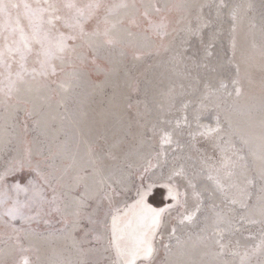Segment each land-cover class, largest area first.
Returning <instances> with one entry per match:
<instances>
[{
	"label": "rangeland",
	"instance_id": "1",
	"mask_svg": "<svg viewBox=\"0 0 264 264\" xmlns=\"http://www.w3.org/2000/svg\"><path fill=\"white\" fill-rule=\"evenodd\" d=\"M48 2L56 3L57 14L64 18L54 21L52 34L58 30L76 39L66 40L67 50L49 62L46 77L35 75L42 59L36 55L38 45L23 61L18 54L10 61L13 79L23 63L31 90L18 84L19 91L11 97L0 93V173L23 156L27 145L32 166L39 167L47 183L28 167L6 177L9 185L29 187L18 199L29 202L24 214L32 219L5 215L10 201L0 206V264H21L24 257L29 264H113L111 214L117 208L123 211L136 190L153 181L147 202L152 207L175 204L161 185L181 164L193 177L200 199L183 177L169 182L186 196L164 213L151 264H240V256L264 241V217L259 213L264 206V0H100L105 6H129L116 8L109 17L119 21L110 32L111 44L103 36H82L73 26L74 11L63 7L66 0ZM73 2L84 5L91 0ZM181 5L197 7L186 12ZM106 12L102 7L85 21L84 32L97 27L103 32ZM21 23L27 32V21ZM160 23L166 27L155 30ZM7 76L0 67L5 92ZM217 119L218 132L200 135L204 126L215 128ZM166 135L172 143L162 145ZM222 158L230 161L232 172L227 180L222 172V182L236 185L227 189V198L215 190L202 164L207 160L219 167ZM149 160L155 167L145 173ZM101 178L106 183L97 191ZM107 184L127 192L109 204L101 200ZM77 199L86 201V215L81 228L73 230L72 218L67 216L65 224V217ZM197 203L200 209L192 221L181 224L186 210H195ZM57 207L60 211L54 210ZM216 213L225 219L218 225L225 230L221 237L215 235ZM85 228L95 231L85 237ZM97 234L103 235L101 241L93 239ZM216 239L226 245L219 256ZM250 259L257 264L264 256L257 252Z\"/></svg>",
	"mask_w": 264,
	"mask_h": 264
},
{
	"label": "snow or ice",
	"instance_id": "2",
	"mask_svg": "<svg viewBox=\"0 0 264 264\" xmlns=\"http://www.w3.org/2000/svg\"><path fill=\"white\" fill-rule=\"evenodd\" d=\"M63 7L74 11L75 15L73 16V19L75 23L73 26L79 28L80 34L82 36H103L105 41L111 44L114 41L113 37L110 35V32L116 27V23L119 21L114 23L109 19V17L113 14L116 8H127L129 6L127 4L105 6L100 2V0H91V2L87 4L78 5L73 2V0H66V3H64ZM102 7H107V12L102 20L103 24L105 25L103 32L99 30V27H97L92 33H85L83 30V23L96 17L97 13ZM180 7L187 12L196 8L197 5H181ZM58 11L59 6L56 3L48 2V0H44L43 4L40 3V0H35L34 3H30L28 0H0V38H2L4 41L3 47H0V67H4L8 71V76L6 77L7 91L5 92V89L0 87V93H4L6 96L11 97L13 92L19 91V88L17 87L18 84H24L26 85L27 90H31V85L24 79L25 69L23 63L20 64L21 71H17L15 78H12V64L10 61L13 58V54H18L20 56V60L23 61L28 54L34 51L33 45H38L39 47L36 49V55L38 57H42V59L39 60L41 66L40 71L35 73V75L46 77L48 75L49 62L58 55L65 53L67 50L66 40L76 39L75 36L66 37L63 33L58 32V30L55 36L52 34V31L55 28L54 21H61L64 19L62 16L57 14ZM156 11L159 12L160 9L157 8ZM144 15L147 16V12H145ZM232 15L233 19H235V10H233ZM22 19L27 21V32L25 31L24 26H22ZM165 27L166 26L163 23L154 25V29L157 31H160ZM9 41H11V43H9ZM52 74L55 75V68L52 69ZM0 83H3V81H0ZM61 87L66 88V85L61 84ZM221 87H223V85H221ZM205 88H208V85H205ZM236 93L237 95L240 94L239 88L236 89ZM195 118L197 121H199L198 114ZM219 130L220 125L219 120L217 119V126L215 128H208L204 126V130L200 133V135L207 136L211 133L218 132ZM147 131L148 129H145V132L142 135H146ZM164 143L171 144V136L166 135L162 140V145ZM160 155H163V153H157V156ZM110 158L115 159L114 156H110ZM176 159H179V157ZM262 160H264V157H262ZM93 163H96V161ZM202 164L209 169L208 179L214 183L215 190L219 191L227 198V189L236 187L235 184L226 185L224 182H222V172L224 180H227L232 176V172L229 170L230 161L222 158L219 162V167H213L212 165H209L207 160L202 161ZM25 167H28L32 172L43 179L45 183H47V178L40 172L39 167L32 166L31 149L26 145L23 156L20 159H13L10 162L9 167L5 169L3 173H0V206L7 204L9 201L11 202V205L7 207L4 212V214L9 216L11 219H32L31 216H25L24 214V209L29 206V202H21L18 199L20 193L27 195L29 187H22L19 183L9 185L6 182V177L9 174L16 170H22ZM128 167H131V165L129 164ZM152 167H155V165H153L149 160L148 167L144 169V172H148ZM95 171L97 174H100L101 169L97 167ZM177 176L183 177V179L187 181V186L193 189L194 198L199 200L200 193L196 192L195 190L196 185L193 182V177L189 176L185 172L184 166L182 164L179 167L174 166L171 169L170 174L167 177V181L170 182L173 177ZM261 176L264 178V167L261 169ZM140 179L143 183V173H141ZM169 182H165L161 186L167 189V197H170L171 200L175 202V204L166 205L165 207H152V205L147 202L148 197L152 193V189L156 184V182L153 181L149 183L146 188H138L135 193V199H133L132 203L130 204L126 203L124 205L123 211L117 208L111 214V238L109 240V244L115 252V260L113 261V264H138V261H140L141 264H145V262H147V264H151V259L155 252L153 242L155 237L158 235L159 229L163 223L162 218L164 213L169 211V209L174 207L176 204H182L180 197L186 196V193L176 191L173 185ZM105 183V179L101 178L99 181L100 187L96 190H103ZM115 183L120 184L121 181L117 180ZM29 185L35 187L33 181H29ZM261 191L264 192V188H262ZM126 192V188L122 192L117 190L113 184H107V190H104V195L101 197V200H107L109 204H111L113 197L124 195ZM12 193L16 194L15 197L12 195ZM35 195H39V193H35ZM83 195L84 194H82V196ZM53 199H55V197ZM88 199H94V197L89 196ZM99 203L100 201H97L98 206ZM233 203H235L234 199ZM86 206L87 204L84 199H77L75 202V207L70 212H68L65 217V224L69 223L67 216H70L72 218L70 222L72 224L73 230L80 229V221L82 217L86 215L84 212ZM199 209L200 205L197 203L195 210L190 212L186 210L187 214L183 215L180 223L183 224L186 221L191 222ZM54 210L60 211L58 207ZM259 213L262 217H264V206L260 207ZM215 215L216 219L214 223L217 225V228L215 229V235L217 237H221L223 231L225 230L220 229L218 225L224 223L225 219L219 213H216ZM87 218L90 224L95 225L97 223V221L93 220L90 215ZM82 230L85 233V237H87L90 231H95V228H85ZM175 232L176 228L173 227L172 235H174ZM93 239L96 241H101L103 239V235H94ZM76 243L77 242L74 241V244ZM215 243L220 248V252L216 255H222L226 245L221 243V239H216ZM164 247L168 248L169 246L165 245ZM21 250L26 251V249L23 248ZM257 252H260L262 256H264V241H262L260 244H257L256 247L251 250V252L246 251L242 256H240V264H251L250 258ZM231 255L237 256L240 255V253L238 251H232ZM21 264H29L28 259L24 257L21 261ZM177 264H180V262H177ZM257 264H264V259H260Z\"/></svg>",
	"mask_w": 264,
	"mask_h": 264
},
{
	"label": "bare ground",
	"instance_id": "3",
	"mask_svg": "<svg viewBox=\"0 0 264 264\" xmlns=\"http://www.w3.org/2000/svg\"><path fill=\"white\" fill-rule=\"evenodd\" d=\"M157 187V186H156ZM167 199H168V197H167ZM167 205H169V204H167ZM164 206V205H163ZM165 207V206H164Z\"/></svg>",
	"mask_w": 264,
	"mask_h": 264
}]
</instances>
